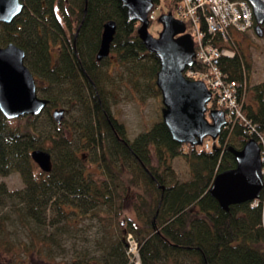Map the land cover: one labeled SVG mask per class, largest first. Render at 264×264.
Returning a JSON list of instances; mask_svg holds the SVG:
<instances>
[{
  "label": "trees",
  "instance_id": "trees-1",
  "mask_svg": "<svg viewBox=\"0 0 264 264\" xmlns=\"http://www.w3.org/2000/svg\"><path fill=\"white\" fill-rule=\"evenodd\" d=\"M178 4L153 0L163 13L175 14ZM108 20L116 23L110 55L97 61ZM141 25L128 18L125 0H24L20 15L0 23V46L12 42L24 51L25 64L39 82L37 92L48 100L36 116L8 120L0 111V176L17 173L23 183L14 192L0 184V204L7 200L13 206L31 237L32 255L41 260L54 257V250L65 247L61 238L71 236L75 254L67 264H133L125 240L131 233L140 264H264L263 195L256 204H233L225 211L209 193L214 176L235 166L234 150L250 139L264 149V80L250 86L253 102H245L247 62L238 49L233 57L220 58V69L238 84L246 123H229L215 141L205 138L209 149L204 142L173 140L161 117L128 139L111 110L117 85L108 60H117L124 72L120 82H131L134 92L160 96L155 84L159 61L147 50ZM64 104L81 112L80 120L66 128L50 113ZM215 107L213 98L210 108ZM35 149L51 154L50 172L31 159ZM84 155L99 176L86 169ZM176 157L187 164L186 179L180 180L171 165ZM132 190L138 222L120 217ZM49 208L55 212L50 218ZM69 214L75 215V223L64 222ZM85 220L98 224L100 235L92 241L96 255L88 247L76 248ZM4 227L0 216V233ZM2 244L13 249L7 240ZM25 258L23 250L16 264H27Z\"/></svg>",
  "mask_w": 264,
  "mask_h": 264
},
{
  "label": "water",
  "instance_id": "water-1",
  "mask_svg": "<svg viewBox=\"0 0 264 264\" xmlns=\"http://www.w3.org/2000/svg\"><path fill=\"white\" fill-rule=\"evenodd\" d=\"M23 0H0V22L10 23L23 8ZM252 8L256 34L264 32V0H246ZM127 16L139 21L143 28V42L159 61L155 84L161 94V117L173 140L178 143L200 145L205 137L215 141L226 124L224 112L208 109L211 92L203 81L186 79L182 72L194 63V46L185 25L171 13L158 17L161 30L157 36L147 31V14L153 0H125ZM263 25V28H261ZM259 29V30H258ZM116 31L114 20L103 24L96 60L107 57ZM24 51L10 42L0 46V111L7 119L24 115H38L48 100L36 90V79L25 65ZM64 108H56L51 115L61 123ZM235 166L217 173L209 188L210 195L222 210L230 205L259 199L264 190L260 147L256 140H248L234 150ZM33 162L44 172L52 169L51 154L42 149L30 152Z\"/></svg>",
  "mask_w": 264,
  "mask_h": 264
},
{
  "label": "rangeland",
  "instance_id": "rangeland-1",
  "mask_svg": "<svg viewBox=\"0 0 264 264\" xmlns=\"http://www.w3.org/2000/svg\"><path fill=\"white\" fill-rule=\"evenodd\" d=\"M162 13L163 7L155 8V20L151 21L147 30L153 36H157L158 32L161 30V24L158 22V17ZM234 36V47L235 49H238L240 54L243 56V59H245L248 64V85L245 86L243 101L250 103L253 102L252 92L249 89L250 86L264 80V33L261 37H259L254 34L252 29H250L246 33H234ZM233 42L231 44L232 48ZM107 70H109L110 73L116 77L115 84L117 85L114 88L115 97L111 99L112 113L119 122L124 124L127 138L133 139L139 132L147 130L154 121L161 117V97H145L140 92H134V88L128 80L123 79L120 82L119 77L122 76L121 73L123 72V68L119 65L117 60L109 59ZM35 78L37 79V77ZM37 84H39L38 80ZM54 108L56 107H53L51 111H53ZM57 108L65 109L62 120V124H65L64 127L68 126L70 122L75 121L76 123L80 120L81 112L78 111L77 108L67 107L65 104L63 106H58ZM42 119L43 117L41 116L39 120L41 121ZM45 143L50 145L49 140H45ZM83 163L85 164L87 170L96 172V176L100 175V170H97L96 165L91 163L87 155H84ZM171 165L180 180L186 179L189 176L187 164L184 159L176 157L171 161ZM0 184H4L9 192H14L23 187V183L17 173L0 176ZM134 197V191H128L125 197V205L120 216L121 219L128 218L130 220L137 221L132 207ZM256 203L257 202H255V204ZM53 215H55V212L49 208L48 218ZM0 216L5 217V227L0 233V264H16L18 261H21V258L23 257V250H25V260L27 264H67V262H69L75 254V237L64 236L61 238H64V249L54 250V257H45L42 258V260L39 259V257L32 255L33 252H31V248L29 249L28 247V245H30L29 242L31 237L28 235L26 229L18 222L17 214L15 213L13 206L10 205L9 201L5 200L0 204ZM74 220L75 215L69 214L67 221L64 219V222L72 224L75 223ZM82 231H84V233L78 237L80 240L76 243V248L81 250L88 247L89 252L96 255L97 252H95V249L92 247V241L93 238L96 237L95 235L99 232L97 222L95 220H85V225H83ZM81 238L86 239L88 242L82 241ZM4 240L13 244V249L11 251H7L5 249L2 244ZM44 254H47V251H44Z\"/></svg>",
  "mask_w": 264,
  "mask_h": 264
},
{
  "label": "built area",
  "instance_id": "built-area-1",
  "mask_svg": "<svg viewBox=\"0 0 264 264\" xmlns=\"http://www.w3.org/2000/svg\"><path fill=\"white\" fill-rule=\"evenodd\" d=\"M176 16L188 24L195 45L198 66L185 70L189 79L202 80L224 110L228 123L245 122L241 104L237 99L238 84L227 79L220 69V58H231L234 51L228 43V31L245 32L252 23L251 8L246 0H178ZM150 19L154 16L151 14ZM204 24V27H203ZM227 126H225L226 128ZM208 148V146H205ZM264 153V150H263ZM264 160V156H263ZM126 254L133 264H139L138 245L131 235L126 238Z\"/></svg>",
  "mask_w": 264,
  "mask_h": 264
},
{
  "label": "bare ground",
  "instance_id": "bare-ground-1",
  "mask_svg": "<svg viewBox=\"0 0 264 264\" xmlns=\"http://www.w3.org/2000/svg\"><path fill=\"white\" fill-rule=\"evenodd\" d=\"M13 20H14V19H13ZM13 20H12V21H13ZM12 21H11V22H12ZM0 23H3V22H0ZM5 24H7V23H5ZM24 63H25V61H24ZM25 65H26V64H25ZM36 81H37V79H36ZM40 97H41V96H40ZM47 105H48V104H47ZM45 108H46V107H45ZM45 108H44V109H45ZM56 108H57V107H56ZM56 108H54V109H56ZM44 109H43V110H44ZM54 109H53V110H54ZM43 110H42V112H43ZM42 112H41V113H42ZM1 113H2V112H1ZM41 113H40V114H41ZM50 113H52V111H51ZM2 114H3V113H2ZM28 115H29V114H28ZM38 115H39V114H38ZM24 116H25V115H24ZM31 116H36V115H31ZM51 116H52V115H51ZM4 117H5V116H4ZM19 117H22V116H19ZM5 118H6V117H5ZM17 118H18V117H17ZM52 118H53V117H52ZM6 119H7V118H6ZM14 119H16V118H14ZM14 119H8V120H14ZM53 119H54V118H53ZM62 120H63V119H62ZM54 121H55V120H54ZM55 122H56V121H55ZM56 123H57V122H56ZM61 123H62V121H61ZM61 123H57V124L60 125ZM208 143H209V142H208ZM51 159H52V158H51ZM52 165H53V164H52Z\"/></svg>",
  "mask_w": 264,
  "mask_h": 264
},
{
  "label": "flooded vegetation",
  "instance_id": "flooded-vegetation-1",
  "mask_svg": "<svg viewBox=\"0 0 264 264\" xmlns=\"http://www.w3.org/2000/svg\"><path fill=\"white\" fill-rule=\"evenodd\" d=\"M22 3H23V8H24V0L22 1ZM23 8H22V10H21V12L23 11ZM20 12V13H21ZM20 15V14H19ZM17 17V16H16ZM256 26V24H255V22L253 21V23H252V27L250 28V29H252V31L254 32V34H256V30H255V27ZM261 27H263V26H261ZM249 29V30H250ZM259 30V29H258Z\"/></svg>",
  "mask_w": 264,
  "mask_h": 264
}]
</instances>
